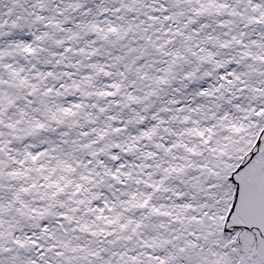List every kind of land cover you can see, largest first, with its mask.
Here are the masks:
<instances>
[{
    "label": "snow or ice",
    "instance_id": "snow-or-ice-1",
    "mask_svg": "<svg viewBox=\"0 0 264 264\" xmlns=\"http://www.w3.org/2000/svg\"><path fill=\"white\" fill-rule=\"evenodd\" d=\"M0 264H264V0H0Z\"/></svg>",
    "mask_w": 264,
    "mask_h": 264
}]
</instances>
